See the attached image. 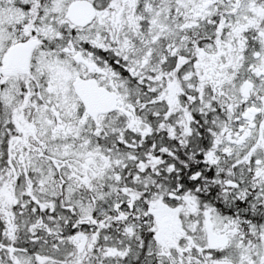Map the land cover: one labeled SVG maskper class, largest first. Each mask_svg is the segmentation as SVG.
<instances>
[{
    "label": "snow or ice",
    "instance_id": "1",
    "mask_svg": "<svg viewBox=\"0 0 264 264\" xmlns=\"http://www.w3.org/2000/svg\"><path fill=\"white\" fill-rule=\"evenodd\" d=\"M0 264H264V0H0Z\"/></svg>",
    "mask_w": 264,
    "mask_h": 264
}]
</instances>
